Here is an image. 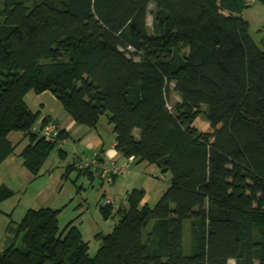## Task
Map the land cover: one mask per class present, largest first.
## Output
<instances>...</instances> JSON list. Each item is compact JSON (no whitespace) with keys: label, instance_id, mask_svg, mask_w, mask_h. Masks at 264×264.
I'll return each mask as SVG.
<instances>
[{"label":"trees","instance_id":"16d2710c","mask_svg":"<svg viewBox=\"0 0 264 264\" xmlns=\"http://www.w3.org/2000/svg\"><path fill=\"white\" fill-rule=\"evenodd\" d=\"M154 4L152 31L147 19ZM247 0H3L0 7V164L15 152L40 173L58 139L26 94L50 91L75 122L106 114L125 158L170 173L154 206L134 188L105 220L94 255L63 208H31L0 264H264V48L241 13ZM181 101L172 110L170 87ZM207 107L208 127L196 118ZM67 134L61 130L59 138ZM98 155L101 154L97 152ZM60 158L67 152L58 147ZM94 155V154H93ZM101 160H103L101 158ZM66 166L94 178L80 167ZM116 179V176H115ZM114 179V180H115ZM0 187V204L13 196ZM190 221L191 251L183 248ZM21 237V245L16 244Z\"/></svg>","mask_w":264,"mask_h":264},{"label":"rangeland","instance_id":"374dc122","mask_svg":"<svg viewBox=\"0 0 264 264\" xmlns=\"http://www.w3.org/2000/svg\"><path fill=\"white\" fill-rule=\"evenodd\" d=\"M2 3L3 0H0V7H2ZM154 10V4H150L147 19L150 31H152ZM241 15L249 21L250 33L253 39L261 48H264V2L256 0L254 4L244 8ZM174 86L175 84L172 83L169 98L172 110H175L176 105L181 101V97ZM195 123L201 130H206L208 127L206 106H202ZM13 139L16 140V138ZM70 157L69 155L65 159L60 158L58 147L55 148L47 164L50 171L39 176L35 182L26 183L28 191L21 198L20 195H17L14 200L19 203L21 200L20 206H39L47 202H55L58 198H65L64 201L66 200L67 203L72 202L62 211L59 217L60 224L65 227L71 219H75L77 221L75 225L83 233L85 241L89 243L91 255H94L100 246V240L96 237V234L101 231L104 233L110 232L116 222L111 218L105 220L100 212L104 198L111 196L112 193L111 189H108L110 186L107 183L85 174L78 176L77 171L71 172L67 179H62ZM44 172L45 170H43ZM170 175V173H163L160 169L150 170L143 163L132 162L130 170L125 174H121L120 177L118 176V182L115 186H120L124 182L126 187L128 184H136L135 186L138 185L144 188L143 203L154 206L168 188ZM105 193L107 195H104ZM21 240V237L17 238L16 244L21 245ZM192 242L190 221H186L183 235V248L186 253L191 251Z\"/></svg>","mask_w":264,"mask_h":264},{"label":"crops","instance_id":"0c3cea01","mask_svg":"<svg viewBox=\"0 0 264 264\" xmlns=\"http://www.w3.org/2000/svg\"><path fill=\"white\" fill-rule=\"evenodd\" d=\"M262 1L264 2V0ZM25 101L33 112L40 113L39 122H41L43 118L47 117L48 119L55 121L66 132L68 142L65 146L59 145L58 147L67 152L66 157H68L69 155L71 156L68 160L67 165L73 163L77 159L81 160V157L83 155L92 156L97 152L101 154V158L105 163H111L113 161L122 163L127 159L115 149L116 133L114 131L113 124L109 122L108 115H102L98 124L95 127L90 128L86 125L77 124L73 117L70 116V114L64 109L62 103L50 91L37 93L31 90L26 94ZM13 138H16V140ZM9 139L13 144L16 145V148L15 152L8 156L0 164V187H8L14 192V194L0 204L1 250L6 248L14 241V239H16L15 227L22 220L29 209L51 207L63 208V210H65L69 206V204L72 203L65 202V198H58L55 202H47L44 204H40L39 206H20L21 200L20 203L14 200L17 195H20L21 198L22 195L28 191L26 183L35 182V180L39 176H42L47 171H50V168H48L49 166L47 164L51 155L48 157L44 166L40 170V173L38 175H35L25 166L24 159L21 156L22 151L29 144L28 139L24 138V136L20 132H12L9 135ZM134 162L143 163L150 170H159V168H157V166L154 164H149L147 162H138L137 160H134L133 163ZM43 170H45L44 173ZM120 175L118 176L120 177ZM118 176H116L114 183L112 185H109L110 187H108V189H111V196H106L105 198H110L118 202H122L132 189L140 188V186H135L136 184H128V186L126 187L124 182L120 184V186H115L118 182ZM168 181H170V179H168ZM104 195L107 194L105 193ZM75 222L77 221L74 219V223ZM233 261L234 264H236L235 259H230L229 264Z\"/></svg>","mask_w":264,"mask_h":264},{"label":"built area","instance_id":"2783aa9c","mask_svg":"<svg viewBox=\"0 0 264 264\" xmlns=\"http://www.w3.org/2000/svg\"><path fill=\"white\" fill-rule=\"evenodd\" d=\"M256 0H247L249 5L254 4ZM34 130L38 131L40 135L45 137L47 140L58 139L60 146H65L67 138H59L61 130H63L55 121L51 120L42 126L35 125ZM80 167L84 169H89L94 177L101 179L108 185L114 183L115 176L124 174L130 170L131 163L134 161V157L127 158L122 163L113 161L111 163H105L101 160L100 155L95 153L92 156H82ZM103 203L106 205L118 206V201L110 198H105Z\"/></svg>","mask_w":264,"mask_h":264},{"label":"clouds","instance_id":"9594fccd","mask_svg":"<svg viewBox=\"0 0 264 264\" xmlns=\"http://www.w3.org/2000/svg\"><path fill=\"white\" fill-rule=\"evenodd\" d=\"M230 264H234V261L233 262H230Z\"/></svg>","mask_w":264,"mask_h":264}]
</instances>
